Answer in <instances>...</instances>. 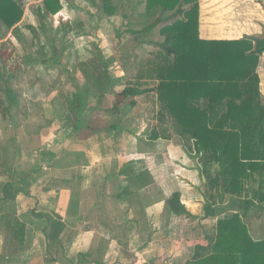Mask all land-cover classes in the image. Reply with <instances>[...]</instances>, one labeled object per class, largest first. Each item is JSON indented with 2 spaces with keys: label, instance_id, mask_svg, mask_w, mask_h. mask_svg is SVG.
<instances>
[{
  "label": "crops",
  "instance_id": "1",
  "mask_svg": "<svg viewBox=\"0 0 264 264\" xmlns=\"http://www.w3.org/2000/svg\"><path fill=\"white\" fill-rule=\"evenodd\" d=\"M199 4L201 39L249 37L256 45L264 43V22L236 15L245 11L243 0H199ZM133 57L125 60L122 75L115 77L116 92L126 87L118 91L126 71L130 75L127 80L135 72L131 67L138 57ZM257 74L264 97V52ZM150 93L154 94L150 106H158L155 91L145 96ZM137 105L130 103L107 115L109 125L105 128L96 125L93 116L104 105L93 106L82 116L80 123L84 125L78 130L70 125V114L61 116V126L69 134L43 137L38 152L29 151L31 156L37 154V165L29 171L19 167L13 170L28 175L29 194L7 199V189L11 190L7 183H23L17 176H0V264H186L198 245L209 244L208 236L215 235L218 219L240 210L239 201L233 200L217 206L215 216H205L207 181L201 176L198 158L195 156L193 163V152L187 150L180 136L183 142L175 138L176 134L153 140L152 134L161 131L162 124L158 116L152 121L148 113L136 119L130 112ZM141 121H147L151 129L138 130ZM102 129L108 130L104 132L107 141L98 135ZM170 161L175 165L168 170ZM141 173L146 178L143 182L133 179ZM175 194L195 217L172 212L169 200ZM38 214L59 215L66 224L51 244L45 232L48 215ZM252 215H264V206L252 209L248 225ZM18 220L26 225L21 247L13 238L12 223Z\"/></svg>",
  "mask_w": 264,
  "mask_h": 264
},
{
  "label": "trees",
  "instance_id": "2",
  "mask_svg": "<svg viewBox=\"0 0 264 264\" xmlns=\"http://www.w3.org/2000/svg\"><path fill=\"white\" fill-rule=\"evenodd\" d=\"M97 1L104 14L117 15L119 6L115 0H91L96 6ZM144 3L142 16L147 24L142 29L127 31L150 34L163 24L160 32L165 39L156 58L136 67L122 93L126 98H132L131 104L135 105V97L156 92L154 101L159 106L157 116L162 128L155 131L152 138L170 139L172 129L182 138L187 150L196 154L201 176L207 181L204 189L206 217L215 216L216 207L225 202L236 200L240 206V210L226 213L218 219L215 235L208 236L209 244L198 245L186 264H264V237L255 238L247 222L253 208L264 206V97L257 74L264 43L256 45L249 37L238 40L201 39L199 0H145ZM181 6L189 8L181 10ZM62 9V0H42L39 6L43 19L57 15ZM24 13L23 0H0L1 44L9 41L5 39L10 33L19 42L28 43L22 27L18 25ZM69 24L64 25L68 31L71 30ZM28 28L39 37L33 25H28ZM53 42L50 40L49 44L40 46L37 55L29 57L26 63H40L52 68V59L43 58L41 51L48 46L55 50ZM12 59V51L0 48V104L5 114L10 115L11 123L12 112L18 109L19 99L10 79L21 69L17 63L11 64ZM111 64L97 54L79 65L87 78L83 94L75 93L73 99H67V104L70 112H81L80 119L84 111L93 108L89 97L95 96L96 107H99V103L113 90ZM151 84L153 87H149ZM83 125L74 124V129L78 130ZM15 127H18L16 123ZM13 141H16L15 136ZM0 153V159L6 162L4 158L10 154V148L4 147ZM5 173L9 179L18 175L9 164L0 175ZM18 177L23 184L7 183L11 188L7 189L6 198L9 200L20 193L29 194L28 175L19 172ZM133 179L143 182L146 178L141 173ZM169 206L176 215L195 217L181 202L179 194L170 198ZM46 218L49 226L45 232L51 244L64 231L66 224L59 215ZM12 225L13 238L21 247L26 225L20 220Z\"/></svg>",
  "mask_w": 264,
  "mask_h": 264
},
{
  "label": "rangeland",
  "instance_id": "3",
  "mask_svg": "<svg viewBox=\"0 0 264 264\" xmlns=\"http://www.w3.org/2000/svg\"><path fill=\"white\" fill-rule=\"evenodd\" d=\"M23 1L25 13L18 25L22 27L28 43L19 42L12 33L5 39V41L9 39L6 44L0 42V48L3 47L12 51L11 64L17 63L21 67L16 76L10 79V85L17 92L19 99L18 109L12 112L14 125L13 122L11 123L10 115L5 114L0 104V149L10 148V154L8 153L4 158L6 162L0 159V172L5 170L7 164L13 167V170L19 167L20 169L24 168L25 171H29L34 165L36 166L38 156L35 155V152L33 154L35 156H31L29 151L34 149L38 152L43 137L55 138L61 137L65 133L69 134L66 127L63 124L61 126L63 123L61 116L70 114L69 123L71 126L80 123L81 112L78 114L70 112L67 99H73L77 92L83 94L87 78L79 67L82 62L95 57L97 54L111 61L110 70L114 77L113 85L115 86V77L122 75L126 65L125 60L127 61L129 57L134 59L133 56L137 55L138 59L133 64L136 72V67L140 64L156 58L165 39V36L160 32L163 24L150 34H131L127 31V29H142L147 24L146 19L142 16V13L145 12V0H115L119 10L117 15L112 16L104 14L99 9L98 1L96 6L91 0H62L63 9L61 12L45 19L39 12L42 0ZM243 3L245 11L237 12L238 17L242 18L240 16L242 15L247 20L246 17L249 15L254 20L264 22V0H243ZM180 8L187 10L189 7L181 6ZM249 11L251 13H246ZM68 23H70V31H68V27L67 29L64 28V25H68ZM28 25H33L36 28L39 37L32 33ZM50 40L51 42L54 41L55 50H50L48 46V49L45 48L41 52L43 58L52 59L50 62L52 68L40 65V63L37 65L27 64L26 60L37 55L40 46L46 45ZM6 71L9 72V69ZM135 72L133 73L135 74ZM129 76V72L126 71L122 77L124 79L120 81L122 86L118 88V91H122L123 87L126 86ZM149 87H153L152 84ZM115 88L116 86L113 88L114 94L109 93L111 95L99 103V105H104V108H100L102 109L101 112L96 111V114L93 115L95 124L101 128L109 125L107 115L119 111L120 107L130 106L132 101V98H126L122 92H116ZM0 95H2L1 88ZM151 95L154 96L153 93H150V95L145 96L144 94V96L135 97L134 100L139 105L135 106L130 114H133L137 119L142 114H144L143 117H146L148 113L152 121L155 120L159 106H150ZM88 101H90L91 106L96 107L95 96L89 97ZM88 111L89 109L84 111L82 116L87 115ZM89 119L91 120L92 116ZM146 122L138 123L136 126L138 130L151 129L152 126ZM15 123L18 127H15ZM168 128H170V122H168ZM104 132L108 133V130L102 129V133H98V135L102 136L103 141H107ZM170 133L174 136L172 129ZM14 136L16 137L15 142L13 141ZM175 138L181 139L178 135ZM17 149H20V153ZM1 155L2 153H0ZM192 156L194 158L192 159L193 163H196L197 158L194 152ZM173 165L175 163L172 164L170 161L166 167L169 170L173 168ZM0 176L9 179L6 173ZM18 176L15 175L16 178ZM253 218L249 222L251 234L255 238L264 237V215L253 216Z\"/></svg>",
  "mask_w": 264,
  "mask_h": 264
}]
</instances>
